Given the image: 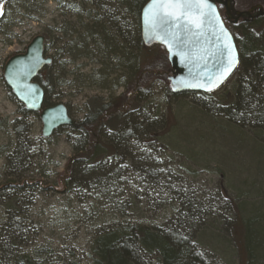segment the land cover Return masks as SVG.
Wrapping results in <instances>:
<instances>
[{
	"label": "rangeland",
	"instance_id": "obj_1",
	"mask_svg": "<svg viewBox=\"0 0 264 264\" xmlns=\"http://www.w3.org/2000/svg\"><path fill=\"white\" fill-rule=\"evenodd\" d=\"M83 2L0 0V247L6 246L10 256L39 257L49 264H91L95 235L117 214L119 221L124 215L126 221L187 234L208 264H264V126L254 118L257 98L264 103V83L258 79L243 92L234 74L208 99L173 98L169 80H156L152 96L139 103L148 120L137 119L144 125L130 145L117 149L110 164L114 171L126 167L113 199L118 203L115 212L86 190L49 189L65 174L79 137L63 128L43 138L39 115L15 99L3 80V67L35 37H47L46 56H59L54 83H65H53L54 103L64 104L74 122L84 118L89 99L125 93L122 66L116 64L102 86L99 74L86 79L99 70L97 59L78 51L71 58L66 54L81 28L90 26L87 12L94 16L98 10ZM232 3L236 12L264 10V0ZM260 18L264 28V16ZM72 32L78 34L71 40ZM158 54L167 58L163 47ZM239 90L245 93L240 99ZM8 254L0 253V264L7 263ZM149 264H157L156 257Z\"/></svg>",
	"mask_w": 264,
	"mask_h": 264
},
{
	"label": "trees",
	"instance_id": "obj_2",
	"mask_svg": "<svg viewBox=\"0 0 264 264\" xmlns=\"http://www.w3.org/2000/svg\"><path fill=\"white\" fill-rule=\"evenodd\" d=\"M148 1L150 0H84L83 3H90L92 7H96L97 13L93 16L92 13L87 12L89 15L87 18L91 19L90 26L81 28L83 33L78 35L76 43L72 42L73 46L66 53L70 57L76 56L75 51H78L84 58L97 59L100 65L99 70L92 72L86 79L92 81L99 74V82L102 86H106V77L111 74L113 67H116V64L117 67L122 66L125 75L127 74L123 84L125 93L119 97L110 96L107 100L101 97L89 99L82 121L74 122L71 127L66 126L55 131L69 128L79 137V142L73 156L68 160L62 179L49 189L54 190L59 186L61 192L65 189L66 192L86 190L97 203L102 204L105 200L113 212L118 204L113 199L122 187L120 178L126 167L118 168L119 171L110 170L112 159L117 157V149L130 145V140L136 137V129L138 132L139 128L144 125V122L141 123L137 119L148 120L146 114L141 112L139 103L149 100L152 96L150 94L156 80L162 83V80H168V77L172 75L167 58H162V55L158 54L161 46L146 47L142 41L141 12ZM219 11L222 16L223 8L219 7ZM223 15L222 19L234 38L239 55L238 67L233 75L238 73V86L243 92H247L248 86H251L254 80L258 79L264 83V28L260 26L263 19L257 17L247 22L242 20L233 24L224 13ZM77 34V32H72L69 38L72 40ZM44 39L47 42V37ZM68 41L67 47L70 42ZM77 43L78 45L74 46ZM46 49L45 45V54L48 51ZM51 59L52 63L45 67L35 80L44 91L43 108L56 105L53 95L56 88L53 85V74L57 71L55 63L59 60L58 53L55 52ZM227 81L211 93L173 94L168 88L167 90L173 98L197 95L208 99L222 90ZM62 82L64 85L61 79L55 81L54 84L62 87ZM96 82L98 81H94ZM242 91L237 92L239 99L243 94L245 95ZM259 100L260 97L256 100L257 111H259L255 116L254 114H248V116L251 118L254 116L255 122L260 127L264 126V103L258 102ZM239 104L242 105V103ZM234 106L233 110L237 108L236 105ZM11 158L10 162L15 160V155ZM10 164L12 166V163ZM94 173L97 179L93 181L91 176ZM13 187L19 189L21 185ZM182 217L183 215L179 217L180 221ZM109 223L105 226L107 228L97 233L92 241L94 256L91 264H149L150 257H156L157 264H208L188 235L177 229L150 228L126 221L124 215L122 221H119L117 214H113ZM244 232L246 234V236L244 234V240L247 244L245 247L249 253V242L247 241L250 234L249 229L245 228ZM8 252L6 246L0 247V253L3 256ZM143 258L147 261H143ZM37 259L39 257L9 255L5 264H49ZM70 264L78 263L71 262Z\"/></svg>",
	"mask_w": 264,
	"mask_h": 264
},
{
	"label": "water",
	"instance_id": "obj_3",
	"mask_svg": "<svg viewBox=\"0 0 264 264\" xmlns=\"http://www.w3.org/2000/svg\"><path fill=\"white\" fill-rule=\"evenodd\" d=\"M192 7L179 20L153 17L154 0L148 1L141 12V37L146 47L161 46L167 53L172 75L168 77L171 92L211 93L219 89L235 72L239 55L234 38L226 28L218 6L225 10L228 20H253L264 16L261 7L245 12L232 9L233 0H190ZM257 9V13L253 14ZM43 36L35 37L24 53L7 60L3 80L15 99L26 111L36 113L42 124L41 135L49 138L57 129L73 126L66 106L58 103L43 108L44 91L35 81L38 74L52 63L46 56ZM230 61L234 65L226 71ZM222 77V79H221Z\"/></svg>",
	"mask_w": 264,
	"mask_h": 264
},
{
	"label": "snow or ice",
	"instance_id": "obj_4",
	"mask_svg": "<svg viewBox=\"0 0 264 264\" xmlns=\"http://www.w3.org/2000/svg\"><path fill=\"white\" fill-rule=\"evenodd\" d=\"M204 0H197L196 7H201ZM192 7L190 0H154L153 17H171L179 20L182 16L187 14V10ZM234 65V61H230L229 67L226 71H230ZM222 79V77H221Z\"/></svg>",
	"mask_w": 264,
	"mask_h": 264
},
{
	"label": "flooded vegetation",
	"instance_id": "obj_5",
	"mask_svg": "<svg viewBox=\"0 0 264 264\" xmlns=\"http://www.w3.org/2000/svg\"><path fill=\"white\" fill-rule=\"evenodd\" d=\"M220 7H221V6H220ZM253 14H255V10H254ZM241 20H243V19H241ZM231 22H232V21H231Z\"/></svg>",
	"mask_w": 264,
	"mask_h": 264
},
{
	"label": "bare ground",
	"instance_id": "obj_6",
	"mask_svg": "<svg viewBox=\"0 0 264 264\" xmlns=\"http://www.w3.org/2000/svg\"><path fill=\"white\" fill-rule=\"evenodd\" d=\"M245 22H247L248 20H244Z\"/></svg>",
	"mask_w": 264,
	"mask_h": 264
}]
</instances>
